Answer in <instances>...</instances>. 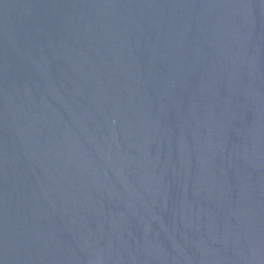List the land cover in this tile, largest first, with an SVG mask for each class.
Here are the masks:
<instances>
[{
    "label": "water",
    "instance_id": "95a60500",
    "mask_svg": "<svg viewBox=\"0 0 264 264\" xmlns=\"http://www.w3.org/2000/svg\"><path fill=\"white\" fill-rule=\"evenodd\" d=\"M0 264H264V0H0Z\"/></svg>",
    "mask_w": 264,
    "mask_h": 264
}]
</instances>
